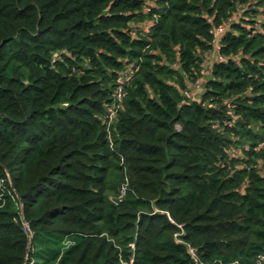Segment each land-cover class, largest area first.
I'll list each match as a JSON object with an SVG mask.
<instances>
[{
	"label": "trees",
	"instance_id": "16d2710c",
	"mask_svg": "<svg viewBox=\"0 0 264 264\" xmlns=\"http://www.w3.org/2000/svg\"><path fill=\"white\" fill-rule=\"evenodd\" d=\"M0 264H264V0H0Z\"/></svg>",
	"mask_w": 264,
	"mask_h": 264
},
{
	"label": "built area",
	"instance_id": "2783aa9c",
	"mask_svg": "<svg viewBox=\"0 0 264 264\" xmlns=\"http://www.w3.org/2000/svg\"><path fill=\"white\" fill-rule=\"evenodd\" d=\"M223 31V27H219V28H217L216 29V32H222ZM219 40V37L217 38V40H216V43H217V41ZM217 47H218V45H217ZM222 56H219V58H221ZM124 83V77H121L120 78V86H119V91H118V97H119V99H120V103L119 104H121V100L123 99V96H124V93H123V86H122V84ZM118 106V105H117ZM120 106V105H119ZM118 106V107H119ZM108 110H109V115H110V117L112 118V117H114V114H115V111H116V108L115 107H109L108 108ZM191 251H192V253L193 254H195L194 253V249H191Z\"/></svg>",
	"mask_w": 264,
	"mask_h": 264
},
{
	"label": "water",
	"instance_id": "95a60500",
	"mask_svg": "<svg viewBox=\"0 0 264 264\" xmlns=\"http://www.w3.org/2000/svg\"><path fill=\"white\" fill-rule=\"evenodd\" d=\"M26 231H27V233H28V235L30 234V231H29V229H28V226L26 225ZM26 263V262H25Z\"/></svg>",
	"mask_w": 264,
	"mask_h": 264
}]
</instances>
